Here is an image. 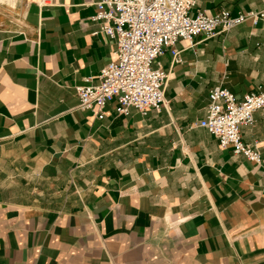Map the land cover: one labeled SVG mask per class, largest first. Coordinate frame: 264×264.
<instances>
[{
  "label": "crops",
  "instance_id": "obj_1",
  "mask_svg": "<svg viewBox=\"0 0 264 264\" xmlns=\"http://www.w3.org/2000/svg\"><path fill=\"white\" fill-rule=\"evenodd\" d=\"M90 0H0V264H264V108L240 128L259 163L198 125L211 88L264 92V21L251 18L155 67L164 104L79 108L115 43ZM264 12L197 0L191 14Z\"/></svg>",
  "mask_w": 264,
  "mask_h": 264
},
{
  "label": "built area",
  "instance_id": "obj_2",
  "mask_svg": "<svg viewBox=\"0 0 264 264\" xmlns=\"http://www.w3.org/2000/svg\"><path fill=\"white\" fill-rule=\"evenodd\" d=\"M96 7L91 19L99 31L115 43V59L99 71L96 83L75 87L79 108L105 116L104 108L117 101L116 112L128 114L135 109L145 115L159 111L164 104L167 72L155 67L156 59L169 51L179 61L176 45H192L197 35L206 38L218 30H228L251 18L253 24L264 21V12L250 11L232 17L227 10L216 14L191 10L197 0H90ZM205 115L198 125L213 134L221 148L232 147L235 154L259 163L256 146L244 143L240 128L254 123V112L264 108V92L247 93L237 98L227 88L215 86L208 93Z\"/></svg>",
  "mask_w": 264,
  "mask_h": 264
}]
</instances>
